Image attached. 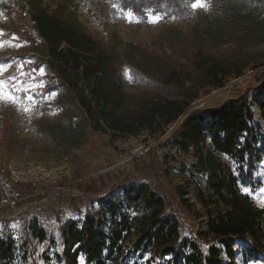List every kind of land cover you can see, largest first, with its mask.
Instances as JSON below:
<instances>
[{
    "label": "trees",
    "instance_id": "trees-1",
    "mask_svg": "<svg viewBox=\"0 0 264 264\" xmlns=\"http://www.w3.org/2000/svg\"><path fill=\"white\" fill-rule=\"evenodd\" d=\"M11 1L30 15L60 94L84 109L95 131L110 132L113 138L166 134L184 116L165 146L175 157L190 155L193 161L184 165L205 180V190L195 180L203 208L196 212L197 230L187 227L173 202L147 182L126 179L104 186L95 211L61 225L64 248L57 257L62 264H237L238 251L244 264L263 263L264 207L242 186L258 182L257 167L264 159V125L259 120L264 121V88L220 107L187 111L201 92L223 87L232 76L242 75L249 62L241 63V56L219 59L205 47H195L181 60L166 59L164 72L155 76L131 65V72L162 88L131 92L121 75V53L86 32L77 18L44 11L38 0ZM117 1L124 11L142 18L149 13L193 15L198 25V15L206 18L204 23L209 20L204 9L191 7L194 0ZM216 1L242 12L237 9L241 0ZM245 4V14L264 9V0ZM232 29L227 28L229 38ZM187 193L180 190L181 199L192 207ZM30 230L45 239L37 222ZM16 257L15 240L0 234V264H16Z\"/></svg>",
    "mask_w": 264,
    "mask_h": 264
},
{
    "label": "rangeland",
    "instance_id": "rangeland-1",
    "mask_svg": "<svg viewBox=\"0 0 264 264\" xmlns=\"http://www.w3.org/2000/svg\"><path fill=\"white\" fill-rule=\"evenodd\" d=\"M241 1L237 9L242 8V12H236L216 0H206L207 7L200 8L208 12L209 20L204 23L206 18L198 15L202 22L198 25L193 15L152 14L160 19L150 23V16L132 14L129 22L130 12L120 8L117 0H38L42 10L77 18L86 32L119 51L123 58L121 75L131 92L162 90L161 85L154 86L131 72V65L155 76L164 72L166 59L181 60L195 47H205L219 59L241 56V63L249 62L239 77L232 76L223 87L212 88L209 93L201 92L187 111L220 107L229 99L251 97L264 88V65L254 68L264 63V9L251 8L246 15L248 0ZM228 27L233 28L230 38ZM0 29V66L6 68L0 79L21 99L20 105L0 100V168H28L37 183L32 187L37 202L23 213L0 208L1 236L13 238L20 246L16 264H62L57 257L64 248L61 225L87 210L95 211L98 197L106 193L103 187L126 179L150 184L173 202L187 227L197 230L196 212L203 208L195 180L204 190L205 180L184 165L193 161L190 155L175 157L174 150L165 146L184 116L166 134L144 132L113 138L110 132L95 131L84 109L60 94L30 15L19 12L11 0H0ZM27 96L33 99L29 101ZM24 107L29 110L25 112ZM259 120L264 125L261 116ZM221 156L234 167L227 156ZM256 180L242 189L248 188L261 206L264 159L257 167ZM180 190H187L185 197L192 207L183 203ZM34 222L45 230V239L32 234L30 225ZM237 264H244L240 251Z\"/></svg>",
    "mask_w": 264,
    "mask_h": 264
},
{
    "label": "built area",
    "instance_id": "built-area-1",
    "mask_svg": "<svg viewBox=\"0 0 264 264\" xmlns=\"http://www.w3.org/2000/svg\"><path fill=\"white\" fill-rule=\"evenodd\" d=\"M35 179L36 176L28 168L15 167L7 170L6 167H1L0 208L19 209V213H23L36 204L37 201L33 198L34 192L32 190V187L37 184ZM19 255L20 246L16 244V256L19 258Z\"/></svg>",
    "mask_w": 264,
    "mask_h": 264
},
{
    "label": "snow or ice",
    "instance_id": "snow-or-ice-1",
    "mask_svg": "<svg viewBox=\"0 0 264 264\" xmlns=\"http://www.w3.org/2000/svg\"><path fill=\"white\" fill-rule=\"evenodd\" d=\"M113 7H116V5H113ZM192 8H198V7H207V3L206 0H194V2L191 5ZM131 16L132 13H129L128 15V19L129 22H132L131 20ZM150 19L149 22L150 23H155L158 22V20L160 19L159 16H153L151 13H149ZM139 22V21H137ZM3 34V30L0 29V35ZM13 39H18L17 37L13 36ZM2 46V45H0ZM21 69L23 68V65L19 66ZM6 70V68L4 66H0V73H3ZM43 69H40L41 74H43ZM42 85H34V87H40ZM27 99L29 101H31L33 98L31 96H27ZM0 100H3L6 103H12V104H17L20 105L21 104V99L15 95H13V93L11 91H9V86L6 84V82L2 79H0ZM23 110L25 112H27L29 109L27 107H24ZM244 192H248L249 189L248 188H243L242 189ZM261 206L264 207V200L261 201Z\"/></svg>",
    "mask_w": 264,
    "mask_h": 264
}]
</instances>
